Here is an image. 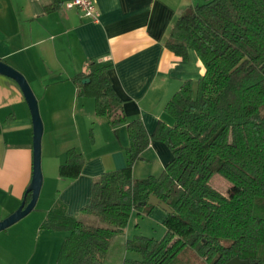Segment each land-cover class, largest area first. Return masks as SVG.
Segmentation results:
<instances>
[{"label": "trees", "instance_id": "1", "mask_svg": "<svg viewBox=\"0 0 264 264\" xmlns=\"http://www.w3.org/2000/svg\"><path fill=\"white\" fill-rule=\"evenodd\" d=\"M164 45L182 58L194 49L204 72L195 88L184 81L166 101L173 123L159 121L151 133L140 118L125 115L111 84V60L89 59L72 76L79 95L94 97L96 115L111 127L125 124L128 143L124 166L92 180L82 208L87 216L67 214L59 199L46 211L40 227L66 232L53 264H103L130 213L154 206L145 203L150 194L171 208L164 234L127 238L126 249L137 256L122 264H193L192 256L208 264L234 256L264 264V0L195 4L178 14ZM152 139L163 141L172 157L159 173L134 178L132 166ZM83 162L70 146L58 174L75 178ZM214 172L229 180L226 194L211 184Z\"/></svg>", "mask_w": 264, "mask_h": 264}, {"label": "crops", "instance_id": "2", "mask_svg": "<svg viewBox=\"0 0 264 264\" xmlns=\"http://www.w3.org/2000/svg\"><path fill=\"white\" fill-rule=\"evenodd\" d=\"M65 1L0 0V59L24 74L43 123L40 192L29 213L0 230V264H53L66 232L40 227L46 211L59 199L67 214L87 216L82 208L90 200L92 180L124 166L125 124L112 128L96 115L94 97L79 95L72 80L87 60L112 61L109 75L123 111L128 118H140L148 133L159 121L173 123L166 101L184 81L195 88L204 72L194 49L182 58L164 39L178 14L206 0H96V22L66 8ZM32 134L31 114L18 84L0 74V219L19 205L30 181ZM83 138L92 148L114 145V150L90 151ZM70 146H81L84 162L75 178H64L58 166ZM171 157L163 141L152 139L134 162L132 176L157 174ZM160 209L150 210L164 220L166 211ZM134 212L113 236L103 264H122L128 258L126 239L137 234L131 236L129 227Z\"/></svg>", "mask_w": 264, "mask_h": 264}, {"label": "water", "instance_id": "3", "mask_svg": "<svg viewBox=\"0 0 264 264\" xmlns=\"http://www.w3.org/2000/svg\"><path fill=\"white\" fill-rule=\"evenodd\" d=\"M0 74L12 78L18 84L31 114L33 131L32 173L30 181L25 189V192H30V198L27 202H25L23 198L12 212L0 219V230H2L29 213L36 204L43 180L41 170V136L43 132V123L39 112L37 98L24 74L2 59H0ZM87 80L88 78L82 79L83 82ZM145 203L157 205L166 212L171 211V208L164 201L160 200L153 194L149 195V198ZM226 264H248V260L234 256L227 260Z\"/></svg>", "mask_w": 264, "mask_h": 264}, {"label": "rangeland", "instance_id": "4", "mask_svg": "<svg viewBox=\"0 0 264 264\" xmlns=\"http://www.w3.org/2000/svg\"><path fill=\"white\" fill-rule=\"evenodd\" d=\"M115 128V127H112ZM112 132L114 134V131L112 129ZM86 138V137H85ZM83 138V139H85ZM89 138V137H88ZM85 147L88 148L90 151H94L96 150L99 146H95L94 148L91 147V145L86 141L85 139ZM101 147V146H100ZM98 148V149H107L108 151H110L111 153L114 150V145L109 146V147H105V148ZM81 149V146L79 147L78 150ZM97 149V151H98ZM122 155H123V159H124V164L126 162V158H125V153H124V149L122 151ZM210 182L211 184L218 189L219 191H221L222 193L226 194L227 193V189L229 186V180L227 178H225L224 176H222L221 174H219L218 172H214L210 178ZM157 206V205H154ZM157 208H161L159 206H157ZM160 210H164V209H160ZM165 211V210H164ZM131 218H133V220H130V232H131V236L133 233H137V234H144L147 236H151L154 238H160L165 231V226L163 224V220H157L154 216L153 213H151V210L148 211V213H145V208H141L139 213L134 212L133 216H131ZM190 255V254H189ZM137 256V254L133 251H130L129 256H127L128 258ZM193 258V264H208L206 261L201 260V259H197L195 257H191Z\"/></svg>", "mask_w": 264, "mask_h": 264}, {"label": "built area", "instance_id": "5", "mask_svg": "<svg viewBox=\"0 0 264 264\" xmlns=\"http://www.w3.org/2000/svg\"><path fill=\"white\" fill-rule=\"evenodd\" d=\"M64 4L66 8L77 9L82 17L94 22L98 21L99 10L96 0H66Z\"/></svg>", "mask_w": 264, "mask_h": 264}]
</instances>
